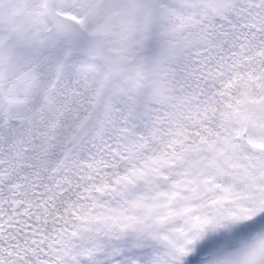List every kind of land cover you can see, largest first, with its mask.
Masks as SVG:
<instances>
[{
	"label": "snow or ice",
	"instance_id": "1",
	"mask_svg": "<svg viewBox=\"0 0 264 264\" xmlns=\"http://www.w3.org/2000/svg\"><path fill=\"white\" fill-rule=\"evenodd\" d=\"M101 8L135 18L107 69L43 23ZM17 31L38 82L0 72V264H264V0H38ZM161 41L152 91L142 62L113 79Z\"/></svg>",
	"mask_w": 264,
	"mask_h": 264
},
{
	"label": "rangeland",
	"instance_id": "2",
	"mask_svg": "<svg viewBox=\"0 0 264 264\" xmlns=\"http://www.w3.org/2000/svg\"><path fill=\"white\" fill-rule=\"evenodd\" d=\"M37 2L38 0H20L11 24H0L5 34L11 37L10 40H5L0 45V57H2L0 58V72L4 77L2 83L5 88H14L20 97H30L33 94L34 77L21 60L20 52L34 47V44L20 35L17 29L22 31L31 25ZM49 2L60 3L62 0H49ZM88 20L91 31L74 22L67 15L64 16L63 25L57 24L56 18L51 15L44 17L43 23L54 28L57 46L71 41L74 47H83L87 50L86 60L89 63L100 69L112 67V61L116 60L117 56L115 53L109 56L108 50H120L135 39V18L125 16L115 9L101 8ZM162 47L158 42L157 51L151 61L144 59V51L127 61H120L119 68L112 73L113 79L125 80L134 75L133 66L137 62H142L144 65L143 79L140 81L143 86L142 90L152 91L157 86L154 68L159 64Z\"/></svg>",
	"mask_w": 264,
	"mask_h": 264
},
{
	"label": "trees",
	"instance_id": "3",
	"mask_svg": "<svg viewBox=\"0 0 264 264\" xmlns=\"http://www.w3.org/2000/svg\"><path fill=\"white\" fill-rule=\"evenodd\" d=\"M71 15V13H69V14H67V16H70ZM90 21L88 20L87 21V23L86 24H81L85 29H87L88 31H91V29H90ZM159 44H160V46H163V43H162V41L161 42H159ZM163 48V47H162ZM140 54H142L143 53V49H141L140 51ZM161 56V55H160ZM160 60H161V58L159 59V61H158V63L160 62ZM159 65V64H158ZM157 67L158 66H156V68H154L155 69V73H156V79H157V81H159L160 80V77H159V75H157V72H156V69H157ZM34 83L32 84L33 85V92L35 91V89H36V84H37V80L36 79H34V81H33Z\"/></svg>",
	"mask_w": 264,
	"mask_h": 264
}]
</instances>
